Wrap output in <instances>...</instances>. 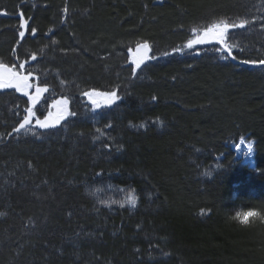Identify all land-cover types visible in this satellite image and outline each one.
<instances>
[{
  "label": "trees",
  "instance_id": "1",
  "mask_svg": "<svg viewBox=\"0 0 264 264\" xmlns=\"http://www.w3.org/2000/svg\"><path fill=\"white\" fill-rule=\"evenodd\" d=\"M0 13V56L49 89L37 116L62 97L77 113L35 129L39 138L8 137L29 105L0 90V264H264V225L225 219L264 206V67L240 63L264 59V0H0ZM220 16L258 21L231 30L236 61L197 45L200 55L161 57L132 75L137 41L160 57ZM114 88L121 99L94 113L83 93ZM242 137L254 142L253 168L227 146ZM130 192L134 209L101 203Z\"/></svg>",
  "mask_w": 264,
  "mask_h": 264
},
{
  "label": "snow or ice",
  "instance_id": "2",
  "mask_svg": "<svg viewBox=\"0 0 264 264\" xmlns=\"http://www.w3.org/2000/svg\"><path fill=\"white\" fill-rule=\"evenodd\" d=\"M68 9L65 8L64 12L67 13ZM20 24H19V38L20 40L26 39V32L29 30L28 20L24 19L23 13L20 14ZM254 21H251L247 18L237 17L235 19L220 16L215 17L211 20V22L206 25H196L193 26L191 31V37L182 45L177 46L172 49L171 52L164 51L160 54V57L155 55L152 52V45L147 41H137L135 44V50L129 47V62L133 66L131 71L132 75L136 76L137 69L141 68L142 65L146 66V62L157 60L161 57H168L174 54H185L188 50L195 49L197 45L204 44H216L218 47L214 49V52L219 54L218 59L220 60H228L231 59L233 61L237 60V56L233 54L234 49H240V46L234 42H230L231 38V30L233 29H244L247 26H250ZM31 35L35 36L37 33V29L32 27L30 29ZM55 43V41H53ZM15 52V49H13ZM196 55H200L197 51ZM33 60L36 57L33 55ZM241 64H251L253 66H264V59L259 61L256 60H241ZM19 70H17V65L13 64L9 66L2 60H0V90L3 89H14L16 92L21 93L23 96L27 97L26 103L29 105L26 107L24 111V115L22 116L21 121L18 123V126L13 127L10 132L6 135L8 137H12L14 134L19 136L21 133L27 135L31 134L35 138H39L40 133L36 132L35 129H53L61 124L62 121H65L68 117H75L77 113L72 111L69 107L70 99L68 97H62L60 99H53L52 103L46 109L47 115L43 116L41 119L37 116V105L43 99L45 103H47L48 97H45L44 94L49 92L47 86H41L39 83V78L34 77V73L32 70L27 71L25 73V63L20 62L18 65ZM35 81V82H34ZM64 82L61 81V84ZM119 86H117L118 88ZM34 90V91H33ZM87 100L91 105V110L95 113L97 109L102 107H111L116 104L117 101L121 99V97L117 94L116 88L112 91H99L96 89H90L83 93ZM156 98L153 97V100ZM19 115V113H17ZM43 115V112H41ZM34 121V123H33ZM160 127H163V122L157 119L155 121ZM105 127L110 128L111 125H106ZM130 127H135L134 125H130ZM139 127H145L144 124L139 125ZM96 132L99 133L95 140H101V138L105 135L103 130L100 128L96 129ZM5 134L0 133V139L4 137ZM105 148L109 147L107 144L104 145ZM119 150V149H117ZM247 151L252 152V145L249 144L247 146ZM31 167V165H29ZM205 175H211V173H206ZM101 203L105 204L106 207H111L112 204H118L120 208H124L125 204H127L130 208H135L137 206V197L130 192L124 201H111L105 202L101 201ZM202 215H206L207 213L204 210H201ZM6 213L0 212V217L5 216ZM167 255V253H165Z\"/></svg>",
  "mask_w": 264,
  "mask_h": 264
},
{
  "label": "rangeland",
  "instance_id": "3",
  "mask_svg": "<svg viewBox=\"0 0 264 264\" xmlns=\"http://www.w3.org/2000/svg\"><path fill=\"white\" fill-rule=\"evenodd\" d=\"M253 21L254 22L252 23V25H255L258 22L257 20H253ZM203 46H208L212 49H215L216 47H218V45H216L214 43L213 44H204ZM197 51L199 52V49H194V52H197ZM0 60H2L3 62L6 63L5 58L3 56H0ZM35 67H37V66H35ZM32 69L35 70V68H32ZM44 74H50L51 76H53L54 79L57 81L58 86H60L61 88H63L65 86L64 83L61 84L62 79L61 78H60L61 80L59 79V77H60L59 73H55V72H51V71L47 70V71H45ZM4 139H5L4 137L2 139H0V142L3 141ZM249 144L252 145V152H250V153L247 151V146ZM227 146L234 153L235 158L238 159L243 165H246L249 168H253V166H254V142L252 140H250L246 137H242V138H239L238 140H236L234 142L227 143Z\"/></svg>",
  "mask_w": 264,
  "mask_h": 264
},
{
  "label": "clouds",
  "instance_id": "4",
  "mask_svg": "<svg viewBox=\"0 0 264 264\" xmlns=\"http://www.w3.org/2000/svg\"><path fill=\"white\" fill-rule=\"evenodd\" d=\"M233 199H236L234 196ZM225 219L229 223H234L240 227H250L256 224L264 225V206H253L244 208L237 206L226 212Z\"/></svg>",
  "mask_w": 264,
  "mask_h": 264
},
{
  "label": "water",
  "instance_id": "5",
  "mask_svg": "<svg viewBox=\"0 0 264 264\" xmlns=\"http://www.w3.org/2000/svg\"><path fill=\"white\" fill-rule=\"evenodd\" d=\"M0 17L1 18H8L9 16H7L6 14L0 13Z\"/></svg>",
  "mask_w": 264,
  "mask_h": 264
}]
</instances>
